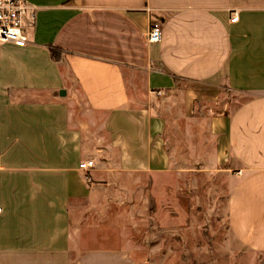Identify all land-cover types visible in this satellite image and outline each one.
I'll list each match as a JSON object with an SVG mask.
<instances>
[{"label":"crops","instance_id":"1","mask_svg":"<svg viewBox=\"0 0 264 264\" xmlns=\"http://www.w3.org/2000/svg\"><path fill=\"white\" fill-rule=\"evenodd\" d=\"M24 1L28 44L0 46V264H136L81 244L69 213L90 198L79 164L165 170L158 102L177 93L186 113L209 106L212 158L232 172L230 229L264 254V0ZM154 22L158 44L146 38ZM127 66L147 76L146 106L132 104ZM226 93L244 98L231 106Z\"/></svg>","mask_w":264,"mask_h":264},{"label":"rangeland","instance_id":"2","mask_svg":"<svg viewBox=\"0 0 264 264\" xmlns=\"http://www.w3.org/2000/svg\"><path fill=\"white\" fill-rule=\"evenodd\" d=\"M132 67L124 69L128 92L133 106L143 107L150 94L147 76ZM74 94L81 106L80 94ZM175 97L174 104L158 102L165 122L156 140L170 156L165 170L106 173L98 169L101 157L92 160L91 170H82L90 198L69 209L71 224L80 227L81 244L86 243V249L125 251L136 264H264V254L247 249L230 229L227 198L232 172L212 158L213 142L206 129L209 106L186 113L180 94ZM243 98L224 96L231 106ZM108 155V165L115 168L118 153Z\"/></svg>","mask_w":264,"mask_h":264},{"label":"built area","instance_id":"3","mask_svg":"<svg viewBox=\"0 0 264 264\" xmlns=\"http://www.w3.org/2000/svg\"><path fill=\"white\" fill-rule=\"evenodd\" d=\"M28 12V5L24 0H0V46L4 43H14L25 46L28 43L24 32V18ZM234 16L232 21L235 22ZM162 40L160 25L154 22L148 33L147 41L157 44ZM94 167L92 160L80 163L81 170H91ZM1 212V209H0Z\"/></svg>","mask_w":264,"mask_h":264},{"label":"trees","instance_id":"4","mask_svg":"<svg viewBox=\"0 0 264 264\" xmlns=\"http://www.w3.org/2000/svg\"><path fill=\"white\" fill-rule=\"evenodd\" d=\"M49 50H50V55L52 59L55 61H59V58L61 56V50L53 46H50Z\"/></svg>","mask_w":264,"mask_h":264}]
</instances>
